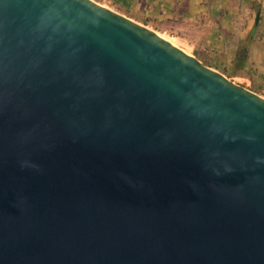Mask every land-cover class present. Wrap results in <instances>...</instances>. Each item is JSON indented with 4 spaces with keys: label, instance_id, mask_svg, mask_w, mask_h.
I'll use <instances>...</instances> for the list:
<instances>
[{
    "label": "water",
    "instance_id": "95a60500",
    "mask_svg": "<svg viewBox=\"0 0 264 264\" xmlns=\"http://www.w3.org/2000/svg\"><path fill=\"white\" fill-rule=\"evenodd\" d=\"M0 264H264V97L98 1L0 0Z\"/></svg>",
    "mask_w": 264,
    "mask_h": 264
},
{
    "label": "crops",
    "instance_id": "0c3cea01",
    "mask_svg": "<svg viewBox=\"0 0 264 264\" xmlns=\"http://www.w3.org/2000/svg\"><path fill=\"white\" fill-rule=\"evenodd\" d=\"M107 7L140 23L170 32L184 41L205 40L216 48L226 47L233 40L235 49L252 26L256 9L261 11L264 25V0H100ZM234 19V20H233ZM219 41H217L218 39ZM231 38V39H230ZM256 54L264 56L261 42L249 38ZM235 63L237 54H233ZM237 64V63H236ZM260 69L264 70V64ZM260 72V71H259Z\"/></svg>",
    "mask_w": 264,
    "mask_h": 264
},
{
    "label": "rangeland",
    "instance_id": "374dc122",
    "mask_svg": "<svg viewBox=\"0 0 264 264\" xmlns=\"http://www.w3.org/2000/svg\"><path fill=\"white\" fill-rule=\"evenodd\" d=\"M95 1H98L101 4L107 6L106 1ZM258 12V9L254 11L252 19L253 23L248 31L250 33H247L245 35L242 42L238 47H236L237 49H235L233 46V40L227 41L228 44H226V47L216 48L212 44H206L207 42L205 40L184 41L174 36L170 32L162 31L152 25H143L152 28L160 35H164V37L174 38L179 47H181L183 50H186L189 54L194 55L195 57L200 59L207 66L225 74L236 83L241 84L264 97V70L260 69L262 67L261 65L264 64V56L262 54H256V52L252 50L251 42L249 40L251 36L252 40L253 38H255L259 40L258 42H261V40H263L264 25L261 22V16L259 24L257 26L255 25L256 15ZM132 19L140 23L139 19ZM219 40L220 39H218L217 41ZM233 54H237V58L242 57L245 59L242 68H239V66L235 63ZM230 72L233 73L231 74Z\"/></svg>",
    "mask_w": 264,
    "mask_h": 264
},
{
    "label": "trees",
    "instance_id": "16d2710c",
    "mask_svg": "<svg viewBox=\"0 0 264 264\" xmlns=\"http://www.w3.org/2000/svg\"><path fill=\"white\" fill-rule=\"evenodd\" d=\"M244 58H237L236 59V63H237V65L239 66V68H242L243 67V64H244ZM231 74L233 73V72H230Z\"/></svg>",
    "mask_w": 264,
    "mask_h": 264
},
{
    "label": "bare ground",
    "instance_id": "6f19581e",
    "mask_svg": "<svg viewBox=\"0 0 264 264\" xmlns=\"http://www.w3.org/2000/svg\"><path fill=\"white\" fill-rule=\"evenodd\" d=\"M163 37H164V35H163ZM164 38L167 39L168 41H170L171 43H173L175 46L179 47V45L176 43L174 38H168V37H164ZM184 51L187 52L186 50H184Z\"/></svg>",
    "mask_w": 264,
    "mask_h": 264
},
{
    "label": "flooded vegetation",
    "instance_id": "af4514ba",
    "mask_svg": "<svg viewBox=\"0 0 264 264\" xmlns=\"http://www.w3.org/2000/svg\"><path fill=\"white\" fill-rule=\"evenodd\" d=\"M261 13V12H260ZM257 16V15H256Z\"/></svg>",
    "mask_w": 264,
    "mask_h": 264
}]
</instances>
